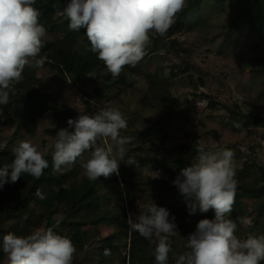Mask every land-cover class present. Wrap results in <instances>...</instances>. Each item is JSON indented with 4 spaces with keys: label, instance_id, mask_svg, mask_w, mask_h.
Wrapping results in <instances>:
<instances>
[{
    "label": "trees",
    "instance_id": "trees-1",
    "mask_svg": "<svg viewBox=\"0 0 264 264\" xmlns=\"http://www.w3.org/2000/svg\"><path fill=\"white\" fill-rule=\"evenodd\" d=\"M67 3V0H35L33 5L40 12L39 22L45 26L48 37L40 53L46 58L42 69L53 72L60 80L68 78L72 84H82L84 87H80V90L87 96L81 99L83 110L73 109L69 103L56 99L41 85H45V78L41 76L42 72L39 73L40 68L26 66L22 80L19 83L13 82L14 93H10L9 103L0 104V169L13 162L15 157L11 149L24 137L39 135L41 140L38 145L43 148L48 146V140L54 143L60 129L68 127V119L75 120L80 112L92 114L95 106L106 107L120 103V95L124 92L121 86L137 88L141 93L137 107L128 115L131 127L143 112L154 111L156 118L149 128L134 129L132 134L136 140L121 161L119 175L113 174L111 178V182L129 204L126 211L115 214L105 202L109 198V192L104 189L105 177L89 180L81 172V160L86 158L81 157L75 164L54 173L49 154L46 159L50 166L39 180L25 174L18 182L5 184L0 189V242L8 232L27 235L28 224L38 222L45 228L54 226L59 234L71 237L76 248L73 264H106L114 252H118L120 264H155L152 255L154 245L137 232L130 231L126 223L129 213L137 215V196L130 189L122 190L118 181L122 183L126 174L135 166L163 173L159 178L147 177L142 185H156L157 205L169 210V218L175 217L180 230H188L190 221L198 223L200 219L214 218V211L211 209L206 213L197 210L190 215L185 198L172 183L180 170L192 163L191 158L198 154L197 149L201 145L205 149L227 147L234 151L237 192L229 218L243 230L248 223L243 214V200L250 199L252 203L248 217L257 226V220L264 212V149L261 143L254 142L255 134L264 139V79L261 78L264 77V0H185L184 9L176 15L175 22L166 35L161 37L151 33L144 57L135 66H124L118 77L104 71V62L90 51V47L85 46V40L77 34L86 29L81 28L79 32L69 30V21L62 15L63 6ZM208 5H212L211 9L217 12L219 8H224L223 35L236 37L239 48L243 45L250 47L249 56L231 51L234 59L227 57L222 66L226 69V65H230L240 73L241 85L235 89L237 100L229 106L216 101L210 93L195 89L189 94L194 98L204 99L205 108L221 110L225 116L223 123L212 124L199 120L195 127L201 130V135H193L191 141L182 140L180 144L173 145L172 153L176 154L172 157L162 153H149L145 150L143 136L151 131L163 132L168 125H172L183 130L184 138H187L184 126L190 121L191 109L181 105L173 92L174 87H169L170 92L165 99L156 97L152 91L155 84H161L162 79L158 75L160 71L172 76L187 73L186 77L191 78L189 67L182 66L180 62L185 61L183 54L192 51L173 36L195 31L206 23L214 24L216 17L211 14H205L204 18L199 19L203 8L210 9ZM188 16H195L196 19L192 17L188 21ZM78 44H82L81 48L76 47ZM162 47L167 50L166 53L171 51L180 59L174 61L168 71H164L162 66L164 56L167 55L160 51ZM140 75L145 81L138 85L133 76ZM164 80L167 78L164 77ZM196 82L202 89L204 80L199 78ZM41 121L46 124L40 130ZM49 122L52 123L51 126L48 125ZM228 126L235 134L244 131V140L224 142L222 135ZM202 137L208 138L213 144H203L200 142ZM129 158L134 159L135 164L126 165L125 161ZM37 188L46 194L45 199L35 196ZM57 220L60 221L58 226ZM112 223L117 227L107 235H96L90 240L86 235L85 227H104ZM260 224L264 227V222ZM236 235L243 239L248 233L244 236ZM114 238L127 240L123 245L124 251L118 250L119 245L113 243ZM172 249L170 255L185 251L183 241L179 239L178 244L172 243ZM0 264H8L7 256L2 250Z\"/></svg>",
    "mask_w": 264,
    "mask_h": 264
},
{
    "label": "clouds",
    "instance_id": "clouds-1",
    "mask_svg": "<svg viewBox=\"0 0 264 264\" xmlns=\"http://www.w3.org/2000/svg\"><path fill=\"white\" fill-rule=\"evenodd\" d=\"M34 4L35 0H0L2 105L9 103L13 82L22 80L24 68H41L46 61L40 53L47 30L39 22L40 12ZM184 6L185 0H69L62 15L68 19L70 31L86 29L90 51L113 77H118L124 66H135L144 57L151 33L166 35ZM67 125L56 133L51 145L41 148L25 139L12 147L15 158L0 169V189L25 174L39 180L50 166L46 159L49 154L54 173L75 164L87 152L81 167L89 180L119 175L125 145L130 142L121 135L128 123L119 107L102 106L92 114L80 112L75 120L68 119ZM197 151L195 162L181 169L172 183L185 198L190 215L211 209L214 218L198 221L186 238L185 251L178 255H170L171 238L178 233L175 217L170 219L169 210L153 200L138 205L139 214H128L129 230L154 245L155 264H261L264 234H248L241 239L235 234L237 223L229 218L237 192L234 151L227 147L205 149L203 145ZM125 164L133 165L135 160L129 158ZM35 196L46 198L39 188ZM59 223L57 220L56 226ZM0 250L8 264H73L76 252L71 237L59 234L54 226L39 227L27 235L8 232L2 237Z\"/></svg>",
    "mask_w": 264,
    "mask_h": 264
},
{
    "label": "rangeland",
    "instance_id": "rangeland-1",
    "mask_svg": "<svg viewBox=\"0 0 264 264\" xmlns=\"http://www.w3.org/2000/svg\"><path fill=\"white\" fill-rule=\"evenodd\" d=\"M69 2V0H67ZM210 9L203 8V12L199 14V19L204 18L205 14H211L213 17H216L215 23L210 24L206 23L200 26L195 31L192 30L190 32L174 34V38L182 42V44L191 49V53L183 54L185 61H182L184 65L189 67V73H191V78L186 77L185 75L172 76L170 74L160 71L159 77L162 79L161 84L154 85L152 94L160 99H165L169 94V87H174L173 92L181 101V105L184 108H190V121L184 126L185 132L187 133V138L185 139V134L183 135V130H180L177 126L168 125L163 132H154L146 133L143 136V142L145 150L149 153H162L168 157H172L176 153L173 152V145H178L182 142V140L191 141L192 136L201 135V130L195 127V123L199 120H205L212 124L223 123L225 116L221 110H209L205 108L206 101L204 99L194 98L192 93L195 89L203 90L206 93H210L213 97H215L216 101L225 103L229 106L233 105L235 99L237 100V95L235 94V89L237 90V86L241 85V76L240 73L232 69L230 65H226V69H223V65L225 63V59L231 56V51L235 50L236 53H243L244 56L250 55V47L243 45L242 48L238 47L236 37L233 35L225 36L223 32L225 31V26L222 25L224 19L223 15L224 8H219V12L216 10H212V5H208ZM193 16H188L187 20L190 21ZM193 19H196L195 16ZM84 32H79L81 39L85 40V46L90 47V42L88 41ZM48 39V37H45ZM82 44H78L77 48H81ZM209 49L208 51H205ZM160 51L167 54L164 56L162 66L164 67V71H168L170 67L173 65L174 61H179L173 52L168 51L166 53L165 48H160ZM234 52V55H235ZM168 56V57H167ZM42 69V67L40 68ZM39 69V73L41 76L45 78V86L46 89L51 92L56 99L61 102H67L69 105L76 110H83L82 98H87L86 94L80 90L82 84H72L68 78L65 80H60L56 74L53 72L42 69ZM105 72H108L107 68L104 69ZM167 80H164V77ZM134 79H137V84L139 85L142 81H145L144 78L140 75L139 77L133 76ZM202 78L204 80L203 88L197 86L196 80ZM264 79V77H261ZM192 81H191V80ZM88 78L86 79V82ZM264 81V80H263ZM262 81V82H263ZM142 84V83H141ZM121 90L124 91L121 93V102L115 104L113 106L119 107V109L124 113L128 127L126 130L121 132L122 136L130 138V142L125 145L126 153H128L130 146L135 142L136 137L132 134L134 129L141 128H149L156 118V113L154 111L143 112L137 120L134 122V126L131 127L128 121V115L137 107V101L140 98V91L137 88H126L121 86ZM102 106H95L93 112H95L98 108ZM46 123L41 121L40 130L44 127ZM49 126L52 125L51 122L48 123ZM45 137V136H44ZM245 132L241 131L239 134H235L231 131L228 126L223 132L222 139L224 142H241L244 140ZM31 140L34 144L38 145L41 137L35 136L33 138L24 137L23 140ZM53 141L48 140V145H51ZM205 145L213 144L208 138L202 137L200 140ZM255 143H261L264 149V139L259 134H255L254 136ZM110 144L111 141L109 140ZM39 146V145H38ZM115 150V149H114ZM89 153H85L83 155V159L87 160ZM182 157H185V153L182 154ZM198 154L195 157L191 158L192 163L195 162ZM70 165L63 167L64 169L68 168ZM81 166V165H80ZM81 172L84 170L81 167ZM116 175V174H114ZM163 173L161 172H152L148 167H140L135 166L130 172H128L125 176L124 181L122 182L121 189H130L133 194L137 196V202L139 205H144L146 203L151 202L153 200L157 204V186L152 184L142 185L146 182L147 177L151 178H159L162 177ZM113 174L104 179V189L109 192V198L105 201L112 208L115 214H120L123 210H127V205H129L126 199L123 197L124 195L120 194L117 187L111 182V178ZM119 185H120V181ZM243 200V199H242ZM250 199L243 200L244 209L243 214L246 216L248 223L245 225V228L242 230L241 227L237 226V230L235 234H239L244 236L245 233L248 234H264V227L260 224L264 222V212L257 220L259 223L257 226L254 225L255 222L249 219L248 213L251 210ZM137 214H139V207L137 209ZM177 225V224H176ZM197 223L195 221H190L188 230H180L177 225L178 233L175 237L171 238L173 244H178V240H182L184 245L186 243L187 236L194 232L196 229ZM43 227V224H38V222H33L28 224V234L34 231L36 228ZM116 225L114 223L109 224L108 226L100 227L99 225L85 227L86 235L89 237V240L96 235H107L116 229ZM97 237V236H96ZM88 240V241H89ZM114 244L119 245L120 251H124L123 245L127 243V240L124 238H114ZM106 264H120L118 261V252H114L111 254L106 261Z\"/></svg>",
    "mask_w": 264,
    "mask_h": 264
}]
</instances>
